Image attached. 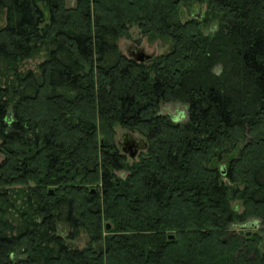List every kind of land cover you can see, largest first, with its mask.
I'll use <instances>...</instances> for the list:
<instances>
[{
	"label": "trees",
	"instance_id": "1",
	"mask_svg": "<svg viewBox=\"0 0 264 264\" xmlns=\"http://www.w3.org/2000/svg\"><path fill=\"white\" fill-rule=\"evenodd\" d=\"M130 27L169 49L123 55ZM0 78V264H264V229L230 230L264 226V0H0Z\"/></svg>",
	"mask_w": 264,
	"mask_h": 264
},
{
	"label": "rangeland",
	"instance_id": "2",
	"mask_svg": "<svg viewBox=\"0 0 264 264\" xmlns=\"http://www.w3.org/2000/svg\"><path fill=\"white\" fill-rule=\"evenodd\" d=\"M68 6L74 5V0H66ZM198 10V11H197ZM196 12V13H195ZM206 14V6L199 5V4H193L190 8H182L181 9V20L186 21L190 18H199L204 17ZM210 17V16H209ZM217 27V20L211 19V23L207 26V30H212ZM130 37L127 38H120L117 41V47L118 50L125 56H129L131 51H134L135 49L143 50L146 54L153 55L154 57L161 55L169 49V43L162 40H153L152 42L148 40L147 37H143L140 33L138 28L136 27H130L129 29ZM130 57L133 58V56L130 55ZM44 60V54L41 53L37 55L36 57L26 60L22 62L19 67L18 71L25 72L27 70H34L37 68V65ZM3 79L0 78V85L2 84ZM159 113L162 115L168 116L171 120H173L176 123H184L187 121V104L181 102V101H172L168 103H162L159 108ZM124 132H127L126 130L122 129L119 126L115 127V141L123 143L122 140V134ZM135 134L137 137H140V135ZM241 146V145H240ZM239 146V147H240ZM144 151H140L136 157L135 160L138 159L139 155L143 153ZM128 159V158H127ZM2 160V155L0 154V162ZM221 162H216L214 165L219 169L223 171L225 168V165H221ZM127 173L126 172H119L117 173L118 176L124 177ZM231 206L234 208H237L240 212L242 210L240 204L236 201L230 202ZM255 221L254 226L251 225L252 220L248 221L245 224H232L230 226V230L235 231L236 233L244 232L245 234L249 233V235H252L254 233H258L259 230L264 229V226L261 225V223L258 220ZM109 224V223H106ZM110 225V224H109ZM111 227V226H110ZM59 235L61 234L63 237L67 234V230H64L63 228L59 227L58 229ZM88 239L85 234L81 233L80 236L73 241V244L77 248H83L87 245Z\"/></svg>",
	"mask_w": 264,
	"mask_h": 264
},
{
	"label": "water",
	"instance_id": "3",
	"mask_svg": "<svg viewBox=\"0 0 264 264\" xmlns=\"http://www.w3.org/2000/svg\"><path fill=\"white\" fill-rule=\"evenodd\" d=\"M136 51L137 52H135V53H132V54L130 53V55L133 56V59L138 63L148 61L154 57L153 55L146 54L143 50L137 49ZM130 55L127 57L132 58V57H130ZM122 140H123V143H120V142L116 143L117 148L119 149L121 154L125 155L128 158V163L135 160L138 153L140 151H144L147 147V143L143 137H141V136L137 137L135 134H133L129 131L124 132L122 134ZM92 191H94V190H92ZM50 193H52V190H50ZM254 224H255V221L253 222V220H252L251 225L254 226ZM105 229L109 230L110 225L106 224ZM246 236H250L249 233H247ZM168 238L173 239V236L170 235ZM262 249L264 250V241H263Z\"/></svg>",
	"mask_w": 264,
	"mask_h": 264
},
{
	"label": "flooded vegetation",
	"instance_id": "4",
	"mask_svg": "<svg viewBox=\"0 0 264 264\" xmlns=\"http://www.w3.org/2000/svg\"><path fill=\"white\" fill-rule=\"evenodd\" d=\"M136 50H137V49H135L134 51H131L130 53H131V54H132V53H135V52H137Z\"/></svg>",
	"mask_w": 264,
	"mask_h": 264
},
{
	"label": "bare ground",
	"instance_id": "5",
	"mask_svg": "<svg viewBox=\"0 0 264 264\" xmlns=\"http://www.w3.org/2000/svg\"><path fill=\"white\" fill-rule=\"evenodd\" d=\"M198 11V10H197ZM196 13V12H195Z\"/></svg>",
	"mask_w": 264,
	"mask_h": 264
}]
</instances>
